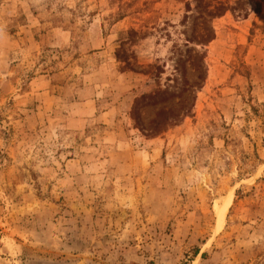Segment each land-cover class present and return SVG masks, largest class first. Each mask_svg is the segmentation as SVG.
Instances as JSON below:
<instances>
[{"label": "rangeland", "instance_id": "obj_1", "mask_svg": "<svg viewBox=\"0 0 264 264\" xmlns=\"http://www.w3.org/2000/svg\"><path fill=\"white\" fill-rule=\"evenodd\" d=\"M0 264H264V0H0Z\"/></svg>", "mask_w": 264, "mask_h": 264}, {"label": "crops", "instance_id": "obj_2", "mask_svg": "<svg viewBox=\"0 0 264 264\" xmlns=\"http://www.w3.org/2000/svg\"><path fill=\"white\" fill-rule=\"evenodd\" d=\"M91 28H94V33L92 34L93 36H90V39L93 43H95L96 45H94V47H92L91 51H94L93 55H97V54H102V52L104 51L105 47H104V40L101 37V24H96V22H94L91 25ZM66 33H61L55 35L56 40L54 41V44H52V47L55 48H65L66 46H68L69 44V38L67 36ZM101 41L99 44L98 42ZM102 69H100L101 71ZM94 101H86L85 103H83L82 101H76L74 103V105L80 106V107H84V106H88L90 104H93ZM110 113V111H106V113H101V116H108Z\"/></svg>", "mask_w": 264, "mask_h": 264}, {"label": "trees", "instance_id": "obj_3", "mask_svg": "<svg viewBox=\"0 0 264 264\" xmlns=\"http://www.w3.org/2000/svg\"><path fill=\"white\" fill-rule=\"evenodd\" d=\"M214 10H217V7H216V8H214Z\"/></svg>", "mask_w": 264, "mask_h": 264}]
</instances>
